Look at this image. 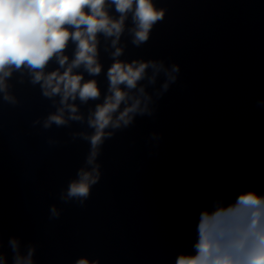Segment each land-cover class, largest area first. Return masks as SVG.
Wrapping results in <instances>:
<instances>
[{
	"label": "clouds",
	"instance_id": "9594fccd",
	"mask_svg": "<svg viewBox=\"0 0 264 264\" xmlns=\"http://www.w3.org/2000/svg\"><path fill=\"white\" fill-rule=\"evenodd\" d=\"M113 8L118 15L112 13ZM166 11L153 0H0L3 100L12 105L19 103L10 83L16 74L18 83L23 84L27 78L33 86L39 85L42 95L56 108L43 118L45 129L76 121L86 122L93 130L71 134L73 139L88 141L90 149L76 178L60 192L65 203L77 201L84 205L92 187L101 179L98 157L106 139L133 125L138 115H151L148 104L152 93L147 90L150 86L159 93L176 79L173 74L179 72L178 65L169 70L163 60L120 58L126 47L121 43L125 32L133 45H143ZM129 19L130 26L126 25ZM101 38L104 51L113 49L109 52L113 62L106 72L108 87L103 100L90 106L85 116L81 106L101 100L97 80L84 78L85 73L96 77L102 71ZM70 43L75 46L71 57L66 54ZM53 61L58 67L46 70ZM161 73L166 79L161 89H155ZM33 123L39 124L41 120ZM50 214L58 218L61 213L52 205ZM196 231L192 252L179 253L174 264H264V194L248 190L228 204L219 199L214 201L210 209L200 212ZM7 243L12 252L11 264H35L34 244L22 249L21 239L14 235ZM0 264H9L2 244ZM74 264H100V261L81 256Z\"/></svg>",
	"mask_w": 264,
	"mask_h": 264
}]
</instances>
